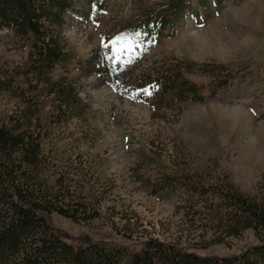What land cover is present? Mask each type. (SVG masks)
I'll return each mask as SVG.
<instances>
[{
	"label": "rangeland",
	"instance_id": "rangeland-1",
	"mask_svg": "<svg viewBox=\"0 0 264 264\" xmlns=\"http://www.w3.org/2000/svg\"><path fill=\"white\" fill-rule=\"evenodd\" d=\"M161 15L168 29L129 59L116 86L104 43L123 48L113 38L146 33V20ZM65 19L66 58L51 70H36L28 43L0 29V117L14 131L38 125L52 179H64L58 190L70 189L73 209L84 202L100 213L78 224L51 217L62 238L135 253L148 238L185 245L194 233L198 254L213 257L257 245L251 230L220 244L219 224L204 215L219 204L213 188L191 199L186 185L214 171L264 200V0H74ZM179 71L202 101L138 95L137 80ZM68 88L86 107L54 93Z\"/></svg>",
	"mask_w": 264,
	"mask_h": 264
},
{
	"label": "trees",
	"instance_id": "trees-1",
	"mask_svg": "<svg viewBox=\"0 0 264 264\" xmlns=\"http://www.w3.org/2000/svg\"><path fill=\"white\" fill-rule=\"evenodd\" d=\"M73 1L0 0V29L13 32L28 43L36 70H51L65 60L60 31L66 23V14L73 8ZM171 21L165 15L159 19L152 17L142 28L150 38L157 40ZM117 43L122 47L130 44L122 39ZM127 73H119V76ZM6 80V73L0 71V89ZM136 84L138 94L147 91L162 98L172 93L178 97L204 99L199 87L181 71L158 78L143 77ZM60 90L70 97V101H65L67 107L70 104L86 107L75 89H58L54 93L61 96ZM150 95L139 96L149 98ZM70 120L65 119L68 123ZM37 126L34 130L14 131L0 117V264H264V200L239 192L228 175L214 171L196 174L186 190L191 199L197 195L206 199L209 188H213L214 199L219 204L206 202L204 215L219 224L214 233L220 244L230 238L241 239L244 232L253 231L258 244L239 255L198 254L202 248L194 233L185 245L148 238L135 253L105 242L76 246L62 238L52 225L51 217L78 224L89 223L99 218L100 213L91 212L84 202L73 209L75 199L70 189L65 193L58 190L64 179H52L50 157L45 155L43 135L37 131Z\"/></svg>",
	"mask_w": 264,
	"mask_h": 264
},
{
	"label": "snow or ice",
	"instance_id": "snow-or-ice-1",
	"mask_svg": "<svg viewBox=\"0 0 264 264\" xmlns=\"http://www.w3.org/2000/svg\"><path fill=\"white\" fill-rule=\"evenodd\" d=\"M119 40L120 37L113 38ZM125 41H132L127 47L117 49L112 40L104 43V48L108 50L106 59L110 61V70L115 71L117 76L132 62L129 57L138 59L137 53L144 47L145 44H152L155 42L154 38H150L147 33H126L124 36ZM128 62L127 64L125 62ZM116 86H119L120 80L117 78L115 81ZM147 91H143L138 95H150ZM138 98V97H137Z\"/></svg>",
	"mask_w": 264,
	"mask_h": 264
}]
</instances>
